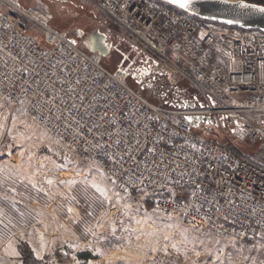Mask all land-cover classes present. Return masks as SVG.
Wrapping results in <instances>:
<instances>
[{
  "label": "built area",
  "instance_id": "2783aa9c",
  "mask_svg": "<svg viewBox=\"0 0 264 264\" xmlns=\"http://www.w3.org/2000/svg\"><path fill=\"white\" fill-rule=\"evenodd\" d=\"M143 53L187 78L205 104L146 101L100 55L49 28L47 12L0 0V99L60 139L150 208L200 233L238 242L264 236V31L169 8L157 0H89ZM219 121L257 155L193 132Z\"/></svg>",
  "mask_w": 264,
  "mask_h": 264
},
{
  "label": "rangeland",
  "instance_id": "374dc122",
  "mask_svg": "<svg viewBox=\"0 0 264 264\" xmlns=\"http://www.w3.org/2000/svg\"><path fill=\"white\" fill-rule=\"evenodd\" d=\"M38 1L49 5V28L67 38L77 29L85 34L76 41L82 50L89 33L104 34L109 49L100 57L102 67L122 70L128 87L160 105L148 80L140 84L136 77L143 50L108 15L89 0ZM152 79L154 85L170 83L172 98L205 104L199 89L173 71L168 80ZM192 130L246 155L260 152L259 141L237 138L217 120ZM6 241L8 250L28 244L43 264H264V236L245 242L217 238L163 216L139 193L123 191L86 164L23 105L9 109L0 99V246ZM83 253L90 258H80ZM9 258L14 264L15 257Z\"/></svg>",
  "mask_w": 264,
  "mask_h": 264
},
{
  "label": "water",
  "instance_id": "95a60500",
  "mask_svg": "<svg viewBox=\"0 0 264 264\" xmlns=\"http://www.w3.org/2000/svg\"><path fill=\"white\" fill-rule=\"evenodd\" d=\"M159 1L169 4L175 9L188 12L192 16L199 18V20L236 26L242 29H259L264 31V12L259 11V9L264 8L262 6L239 0H188V7L180 8L178 5L171 3L170 0ZM241 4H246L248 7H240L239 5ZM94 38L93 43L89 44V51L97 52L100 56L107 54L109 48L105 41L106 36L96 32ZM143 88L141 86L140 89ZM177 107H180V105ZM184 107L193 108L195 104L184 102ZM188 121L192 128L196 127L200 122L215 124L214 119L205 117H189Z\"/></svg>",
  "mask_w": 264,
  "mask_h": 264
},
{
  "label": "flooded vegetation",
  "instance_id": "af4514ba",
  "mask_svg": "<svg viewBox=\"0 0 264 264\" xmlns=\"http://www.w3.org/2000/svg\"><path fill=\"white\" fill-rule=\"evenodd\" d=\"M142 61L139 66H136L137 76L138 77V83H142L143 80L147 79L148 84L152 86V90L155 93L156 97L160 98V104L165 107H176L179 106V101L185 102V99H176L172 98L169 95V84H161V85H154L151 83L153 80L152 77L155 76H161L164 79L170 78V69L160 64L157 60H155L150 54L143 53L142 52ZM182 92V90H180ZM174 95V94H173ZM176 95V94H175Z\"/></svg>",
  "mask_w": 264,
  "mask_h": 264
},
{
  "label": "crops",
  "instance_id": "0c3cea01",
  "mask_svg": "<svg viewBox=\"0 0 264 264\" xmlns=\"http://www.w3.org/2000/svg\"><path fill=\"white\" fill-rule=\"evenodd\" d=\"M17 6L21 9L26 8V7H33V8L45 11L49 15V20H52V14H51V11L49 10L50 9L49 5L44 1L41 2L38 0H17ZM95 33L96 32L93 31L86 36L87 41H88L87 45L91 43L89 40L94 37ZM84 36L85 34L83 35L82 32L77 29L76 31H74L73 37L71 36L69 39L72 42L77 43L76 41L81 40V37H84ZM6 244H7V241L0 246V264H12L11 259L9 257H15L16 261L14 262V264H20V256H19L17 247H15V250H11V249L8 250L7 249L8 245Z\"/></svg>",
  "mask_w": 264,
  "mask_h": 264
},
{
  "label": "trees",
  "instance_id": "16d2710c",
  "mask_svg": "<svg viewBox=\"0 0 264 264\" xmlns=\"http://www.w3.org/2000/svg\"><path fill=\"white\" fill-rule=\"evenodd\" d=\"M157 1H159V0H157ZM239 1H243V2H246L249 4H254V5L264 7V0H239ZM159 2H161V1H159ZM161 3H163V2H161ZM163 4L169 8H173L169 4H166V3H163ZM193 17L199 20V18H197L195 16H193ZM181 90H182V92L187 91V94L190 91V94H192V92H191L192 89L184 88ZM226 145L230 147L229 144H226ZM17 250H18V253L20 256V264H43L41 259H38L37 257H35L32 249L30 248V246L28 244L19 243L17 245ZM80 258L89 259L90 255L87 253H83L82 255H80Z\"/></svg>",
  "mask_w": 264,
  "mask_h": 264
},
{
  "label": "snow or ice",
  "instance_id": "6c2138e0",
  "mask_svg": "<svg viewBox=\"0 0 264 264\" xmlns=\"http://www.w3.org/2000/svg\"><path fill=\"white\" fill-rule=\"evenodd\" d=\"M170 2L173 3V4L178 5L180 8H186V7H188V0H170ZM239 6L240 7H248V5H246V4H241ZM259 11L264 12V8L259 9ZM47 183L51 184L52 181L49 180V181H47ZM94 187H96V190L99 191V192H101V194H104L103 193V189H101L99 186L94 185Z\"/></svg>",
  "mask_w": 264,
  "mask_h": 264
},
{
  "label": "bare ground",
  "instance_id": "6f19581e",
  "mask_svg": "<svg viewBox=\"0 0 264 264\" xmlns=\"http://www.w3.org/2000/svg\"><path fill=\"white\" fill-rule=\"evenodd\" d=\"M94 40H95V38L93 37V38H91L89 41H90L91 43H93Z\"/></svg>",
  "mask_w": 264,
  "mask_h": 264
}]
</instances>
